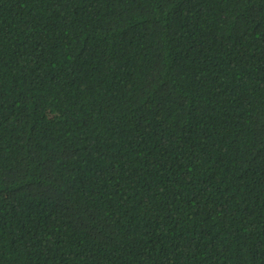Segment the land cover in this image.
Instances as JSON below:
<instances>
[{"label": "trees", "instance_id": "obj_1", "mask_svg": "<svg viewBox=\"0 0 264 264\" xmlns=\"http://www.w3.org/2000/svg\"><path fill=\"white\" fill-rule=\"evenodd\" d=\"M0 264H264V0H0Z\"/></svg>", "mask_w": 264, "mask_h": 264}]
</instances>
